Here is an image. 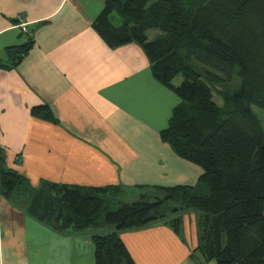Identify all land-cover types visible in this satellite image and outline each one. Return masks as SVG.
Here are the masks:
<instances>
[{"label":"crops","instance_id":"1","mask_svg":"<svg viewBox=\"0 0 264 264\" xmlns=\"http://www.w3.org/2000/svg\"><path fill=\"white\" fill-rule=\"evenodd\" d=\"M104 5L0 0V62H11L9 47L33 39L16 66H0V150L7 166L35 188L113 186L132 199L125 202L143 186L197 184L202 168L160 135L181 99L153 76L139 44L112 47L98 33L93 22ZM39 105H48L56 121L34 116ZM190 224L184 236L155 222L120 237L136 264H217L198 261L197 222ZM112 230L53 229L0 197V264H94L92 236Z\"/></svg>","mask_w":264,"mask_h":264},{"label":"trees","instance_id":"2","mask_svg":"<svg viewBox=\"0 0 264 264\" xmlns=\"http://www.w3.org/2000/svg\"><path fill=\"white\" fill-rule=\"evenodd\" d=\"M93 25L112 47L139 44L181 99L160 135L202 168L198 183L143 186L130 202L113 186L35 188L0 150V197L28 196V211L53 229L114 225L92 236L95 264H136L120 232L163 221L181 234L187 211L198 214L199 262L264 264V124L253 109L264 110V0H105ZM32 45L9 47L0 66H16ZM31 112L56 121L48 105Z\"/></svg>","mask_w":264,"mask_h":264},{"label":"rangeland","instance_id":"3","mask_svg":"<svg viewBox=\"0 0 264 264\" xmlns=\"http://www.w3.org/2000/svg\"><path fill=\"white\" fill-rule=\"evenodd\" d=\"M153 1H155V0H151V2H153ZM113 22L115 23V24H120L121 23V18L118 16V14L116 13V12H114L113 13ZM20 28H21V26H20ZM158 31H155V30H151V31H149V35L151 36V37H154L155 36V34L157 33ZM237 80V81H236ZM239 82V78L238 77H236V79H235V84H236V86H238V83ZM236 86H235V88H236ZM217 89H221V87H217ZM214 99L216 100V102L217 103H219V104H222L223 103V99H222V97L219 95V94H217V93H215L214 94ZM253 109H254V111H255V113L258 115V117L260 118V120H261V122L264 124V110L263 109H261V108H258V107H253ZM142 191V190H141ZM141 191L139 192V195L141 194ZM51 192H54V190H51ZM122 192V190H120L119 192H115V191H113V195H115L116 197H117V199L118 200H120V201H127V200H132V199H128V196H127V194L126 193H121ZM138 195V196H139ZM8 202L10 203V204H12L13 205V207H15V208H18V209H20V210H22L23 212H25V213H27L28 212V210H30V207H31V205H30V203H29V197L28 196H26V197H23V196H17V197H15V198H13L12 200H8ZM183 215V224H182V226H183V228H182V230H181V234H183V236L185 235V225H186V220H188L189 222H191V226H193V223L195 222V220L197 219V217H198V214L196 213V212H193V211H187V212H185V213H183L182 214ZM188 217V218H187ZM159 222H163V221H159ZM197 222V221H196ZM164 223V222H163ZM108 226V225H107ZM110 227H111V229H113V230H115L114 229V225H110ZM73 229V228H72ZM95 228L93 227V228H89L88 230H94ZM75 230V229H74ZM112 230V231H113ZM76 231V230H75ZM111 231V232H112ZM92 239V238H91ZM94 264H95V260H94Z\"/></svg>","mask_w":264,"mask_h":264},{"label":"built area","instance_id":"4","mask_svg":"<svg viewBox=\"0 0 264 264\" xmlns=\"http://www.w3.org/2000/svg\"><path fill=\"white\" fill-rule=\"evenodd\" d=\"M20 26H21V30H22L23 32H28V26H27V23L22 22V23L20 24Z\"/></svg>","mask_w":264,"mask_h":264}]
</instances>
